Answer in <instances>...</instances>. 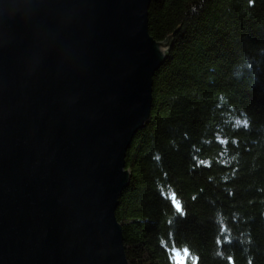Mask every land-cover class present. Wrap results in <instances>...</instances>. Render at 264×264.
Here are the masks:
<instances>
[{"label":"water","instance_id":"95a60500","mask_svg":"<svg viewBox=\"0 0 264 264\" xmlns=\"http://www.w3.org/2000/svg\"><path fill=\"white\" fill-rule=\"evenodd\" d=\"M151 1L0 0V264H128L125 151L179 27Z\"/></svg>","mask_w":264,"mask_h":264},{"label":"trees","instance_id":"16d2710c","mask_svg":"<svg viewBox=\"0 0 264 264\" xmlns=\"http://www.w3.org/2000/svg\"><path fill=\"white\" fill-rule=\"evenodd\" d=\"M178 24L125 155L127 262L264 264V0L151 1L152 37Z\"/></svg>","mask_w":264,"mask_h":264},{"label":"rangeland","instance_id":"374dc122","mask_svg":"<svg viewBox=\"0 0 264 264\" xmlns=\"http://www.w3.org/2000/svg\"><path fill=\"white\" fill-rule=\"evenodd\" d=\"M154 38V37H153ZM155 39V38H154ZM156 40V39H155ZM161 41V40H160ZM151 95H152V93H151ZM152 102V101H151ZM150 110H151V107H150ZM149 118H150V116H149ZM148 121H150V119L149 120H147V122L144 124V126L148 123ZM143 126V127H144ZM141 129V128H140ZM139 130V129H138ZM137 130V131H138ZM136 131V132H137ZM135 132V133H136ZM135 133L133 134V135H135ZM133 139V138H132ZM132 141V140H131ZM130 144H131V142L129 143V146L127 147V149L130 147ZM127 149H126V151H127ZM126 151H125V155H126ZM128 169L129 170V178H128V180H127V183H125L126 184V186L128 185V183H129V180H130V177H131V172H130V169L126 166V161H125V158H124V170L125 169ZM125 184L123 185V186H125ZM125 186V187H126ZM125 187L122 189V191L125 189ZM122 191H121V193H122ZM121 193H120V195H121ZM119 195V196H120ZM119 196H118V198H117V205H118V199H119ZM116 204V203H115ZM117 207V206H116ZM116 209V208H115ZM114 216H115V211H114ZM116 219V218H115ZM116 221H117V219H116ZM120 225V224H119ZM122 242H123V240H122ZM124 247V246H123ZM172 257H173V259H174V262H175V264H184L185 263V260H186V254L184 253V252H180V251H174L173 252V255H172Z\"/></svg>","mask_w":264,"mask_h":264},{"label":"snow or ice","instance_id":"6c2138e0","mask_svg":"<svg viewBox=\"0 0 264 264\" xmlns=\"http://www.w3.org/2000/svg\"><path fill=\"white\" fill-rule=\"evenodd\" d=\"M244 124L246 126L247 125V121H245ZM176 208H177L178 211L180 210V204L179 203L176 204Z\"/></svg>","mask_w":264,"mask_h":264}]
</instances>
